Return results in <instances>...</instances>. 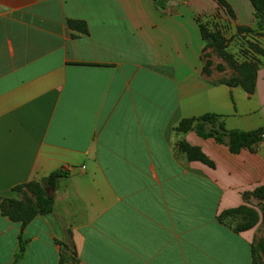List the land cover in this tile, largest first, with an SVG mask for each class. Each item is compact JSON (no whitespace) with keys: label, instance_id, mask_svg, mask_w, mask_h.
<instances>
[{"label":"crops","instance_id":"crops-1","mask_svg":"<svg viewBox=\"0 0 264 264\" xmlns=\"http://www.w3.org/2000/svg\"><path fill=\"white\" fill-rule=\"evenodd\" d=\"M0 0V199L68 172L51 213L21 230L0 213V264H251L252 231L219 216L264 185V143L231 154L181 120L264 129V58L253 90L204 71L198 23L240 63L264 48L248 0ZM68 21L84 24L72 30ZM248 29L249 32L239 31ZM246 51V52H245ZM240 80V79H239ZM180 143L214 164L187 161Z\"/></svg>","mask_w":264,"mask_h":264},{"label":"trees","instance_id":"trees-1","mask_svg":"<svg viewBox=\"0 0 264 264\" xmlns=\"http://www.w3.org/2000/svg\"><path fill=\"white\" fill-rule=\"evenodd\" d=\"M248 1L253 7L255 19L258 21L257 27L261 30L259 35L264 36V0ZM217 2L229 11V7L224 0H217ZM67 25L72 30H78L81 33L86 32L85 26L81 22L68 21ZM198 27L205 48L212 47L214 48V51H219L222 55H224V57L226 56V58L228 57L233 59L232 56L225 52L227 40L223 38L219 32H208L205 26L201 23H198ZM239 31L249 32L250 30L241 28ZM209 64L210 62H207L206 65ZM243 66L245 67V72H242L241 68H244ZM237 70L241 73L240 76L235 80H231L234 82H240L244 89L248 93H251L253 90L256 64H238ZM204 71L208 73L206 68H204ZM248 71L250 72L248 73ZM174 131L176 133L193 131L200 138L213 139L215 143L226 146L231 154H238L242 150L253 151L260 143H264V129L253 131L228 130L225 128L222 118L211 113L201 115L197 118L181 120L175 127ZM179 149L185 155L187 161H198L210 168L214 166L213 162L205 154H203L199 148L190 147L185 143H180ZM67 176L68 172L56 170L50 173L47 177L41 179L40 182H32L27 185L14 187L13 192L18 193L24 189L30 194V197L26 196L24 201L0 199L1 215L13 223H19L21 230H23L36 216L51 213L53 207V197L46 194L45 188L53 189L57 179ZM252 196L264 198V185L257 187L253 191ZM242 209L243 206L223 212L218 218L219 222L222 223L226 220V214L238 213L242 211ZM250 227L251 225L249 224L244 227H232V230L235 233H239ZM18 239L19 250L13 264H16L21 259L25 249L26 242L22 241L20 235ZM261 248L264 250V246H261Z\"/></svg>","mask_w":264,"mask_h":264},{"label":"rangeland","instance_id":"rangeland-1","mask_svg":"<svg viewBox=\"0 0 264 264\" xmlns=\"http://www.w3.org/2000/svg\"><path fill=\"white\" fill-rule=\"evenodd\" d=\"M248 48L250 53H244L243 61L237 63V61L226 58L219 51H213L210 54L209 65L205 68L210 72V70L225 71L226 77L232 80L237 79L241 73L238 72V64H253L257 65L259 61L258 56L264 58V48L259 45L248 42ZM244 67V66H243ZM242 72H245V67L241 68ZM250 71H248L249 73ZM45 188V192L47 194ZM226 221L230 227H244L246 225H251L245 231H252V244H251V264H264V250L261 246H264V198L252 196L247 199L246 204L243 205L242 211L238 213L226 214Z\"/></svg>","mask_w":264,"mask_h":264}]
</instances>
